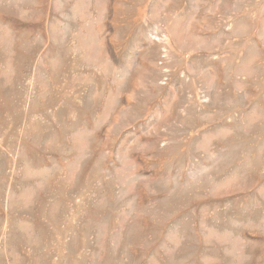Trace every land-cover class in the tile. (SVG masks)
I'll list each match as a JSON object with an SVG mask.
<instances>
[{"label":"rangeland","instance_id":"374dc122","mask_svg":"<svg viewBox=\"0 0 264 264\" xmlns=\"http://www.w3.org/2000/svg\"><path fill=\"white\" fill-rule=\"evenodd\" d=\"M0 264H264V0H0Z\"/></svg>","mask_w":264,"mask_h":264}]
</instances>
